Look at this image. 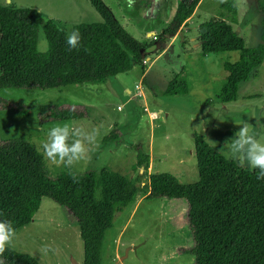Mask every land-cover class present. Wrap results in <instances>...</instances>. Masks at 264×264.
Wrapping results in <instances>:
<instances>
[{
	"label": "rangeland",
	"instance_id": "rangeland-1",
	"mask_svg": "<svg viewBox=\"0 0 264 264\" xmlns=\"http://www.w3.org/2000/svg\"><path fill=\"white\" fill-rule=\"evenodd\" d=\"M10 1L20 8L40 6L43 19L52 20L66 35L74 25L101 22L88 0ZM180 1L185 0H135L130 9L126 0H102L121 27L147 46L141 54L142 64L135 62L126 72L101 82L58 88H0V146L24 140L39 151L53 126L67 123L87 129L97 127L99 148L89 146V161L71 168L58 167L42 156L45 172L56 178L105 167L137 180L134 201L115 211L111 226L104 231L100 264H193V255L181 253L192 247L186 224L187 204L184 200L145 198L148 175L168 173L179 183H195L193 136L200 135L225 157L219 151L224 141L238 131V124L247 120L255 125L252 113L264 108V58L238 84L234 101L220 103L217 95L226 75L221 64L235 62L238 53L202 54L197 41V28L210 19L221 18L223 12L221 19L243 40L244 47H255L262 32L264 0H233L235 22L227 20L228 12L220 8L225 0H199L190 18L175 31L173 18ZM0 5H5L4 0ZM41 30L39 25L35 46ZM171 79L184 81L187 92L163 95ZM136 84L140 96H136ZM51 108H69L82 116L48 119L43 114ZM138 154L148 156L141 167L136 166ZM15 232L7 247L31 256L38 264L82 262L75 219L48 198L41 199L30 222ZM45 244L55 251L41 254Z\"/></svg>",
	"mask_w": 264,
	"mask_h": 264
},
{
	"label": "trees",
	"instance_id": "trees-1",
	"mask_svg": "<svg viewBox=\"0 0 264 264\" xmlns=\"http://www.w3.org/2000/svg\"><path fill=\"white\" fill-rule=\"evenodd\" d=\"M198 1L177 4L175 31L190 18ZM88 2L101 22L74 25L72 29L81 34V47L71 51L65 32L52 20H44L36 9L0 5V88L48 89L101 82L128 71L135 62L142 64L141 54L147 46L121 27L102 0ZM220 8L228 12L227 20L235 22L233 0L221 2ZM220 15L222 18L223 12ZM221 18L201 24L197 41L202 54L238 53L235 62L221 64L226 75L217 100L228 103L234 101L238 84L263 61L264 20L260 42L247 48ZM39 25L49 46L43 54L35 46ZM186 92L184 81L171 79L163 95ZM43 115L53 120L82 116L69 108H51ZM193 155L195 183H179L168 173H150L144 197L185 201L192 247L181 253L193 255V264H264V179L223 157L197 134L193 136ZM147 160L148 156L138 154L136 166ZM73 176L79 177L78 183H73ZM136 182L105 167L51 178L32 144L10 141L0 146V220L11 221L16 231L30 222L41 199L48 198L75 219L82 243L81 264H100L104 231L111 226L114 212L134 201ZM0 259L4 264H38L8 247Z\"/></svg>",
	"mask_w": 264,
	"mask_h": 264
},
{
	"label": "clouds",
	"instance_id": "clouds-1",
	"mask_svg": "<svg viewBox=\"0 0 264 264\" xmlns=\"http://www.w3.org/2000/svg\"><path fill=\"white\" fill-rule=\"evenodd\" d=\"M10 0H4L5 6ZM127 6L131 9L135 0H126ZM68 50L79 49L81 47V34L78 30H70L65 38ZM49 50L46 34L43 30L39 33V39L36 45L38 53H47ZM256 120L253 125L247 120L240 125L233 137L224 141L219 151L229 159L235 162L241 168H248L256 172L257 179H264V123L261 118L264 117V108L259 113H252ZM100 135V129L92 127L87 129L82 125L63 124L50 128L47 137L42 141L39 151L50 165L73 167L82 162L91 159L90 147L99 148L97 138ZM214 147L216 145L214 144ZM79 177L73 176V183H78ZM16 236L15 229L8 220H0V257L3 256L8 245H10ZM51 245L45 244L40 248L43 255L54 252ZM0 264L4 261L0 259Z\"/></svg>",
	"mask_w": 264,
	"mask_h": 264
},
{
	"label": "crops",
	"instance_id": "crops-1",
	"mask_svg": "<svg viewBox=\"0 0 264 264\" xmlns=\"http://www.w3.org/2000/svg\"><path fill=\"white\" fill-rule=\"evenodd\" d=\"M10 2H11V1H10ZM33 8L36 9L37 11H39L40 13L44 12V10H43L40 6H38V5H37V6H33ZM154 114H155V113H154ZM151 115H153V113H152ZM144 195H145V194H144ZM138 200H139V199H138ZM138 200H137V201H138Z\"/></svg>",
	"mask_w": 264,
	"mask_h": 264
},
{
	"label": "built area",
	"instance_id": "built-area-1",
	"mask_svg": "<svg viewBox=\"0 0 264 264\" xmlns=\"http://www.w3.org/2000/svg\"><path fill=\"white\" fill-rule=\"evenodd\" d=\"M134 89H135V91H136V96H140V93H139V91H140V87L136 84V85L134 86ZM153 115H155V114L153 113Z\"/></svg>",
	"mask_w": 264,
	"mask_h": 264
},
{
	"label": "water",
	"instance_id": "water-1",
	"mask_svg": "<svg viewBox=\"0 0 264 264\" xmlns=\"http://www.w3.org/2000/svg\"><path fill=\"white\" fill-rule=\"evenodd\" d=\"M73 264H77V263L73 262Z\"/></svg>",
	"mask_w": 264,
	"mask_h": 264
}]
</instances>
